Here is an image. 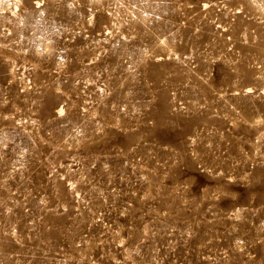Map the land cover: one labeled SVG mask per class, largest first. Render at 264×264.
<instances>
[{
	"label": "rangeland",
	"instance_id": "obj_1",
	"mask_svg": "<svg viewBox=\"0 0 264 264\" xmlns=\"http://www.w3.org/2000/svg\"><path fill=\"white\" fill-rule=\"evenodd\" d=\"M0 264H264V0H0Z\"/></svg>",
	"mask_w": 264,
	"mask_h": 264
}]
</instances>
